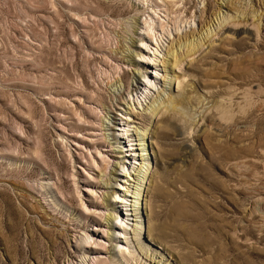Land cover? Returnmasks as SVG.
Returning <instances> with one entry per match:
<instances>
[{"label":"rangeland","instance_id":"1","mask_svg":"<svg viewBox=\"0 0 264 264\" xmlns=\"http://www.w3.org/2000/svg\"><path fill=\"white\" fill-rule=\"evenodd\" d=\"M132 5L138 10L127 12ZM146 21L156 33L162 23L173 31L154 66L136 55L151 51L141 39L156 45ZM210 32L219 33L205 44ZM186 37L203 47L169 86L165 61ZM122 49L135 63L117 57ZM133 68L134 86H150L141 100L119 81ZM140 72L148 76L141 84ZM169 94L184 101L185 121L164 109ZM154 105L164 112L153 115ZM115 122H130L135 142L150 127L147 146L135 149L144 155L133 159L136 173L119 168L134 196L138 169L151 164L147 204L127 221L142 264H264V0H0V264H123L109 250L116 241L102 221L111 210L98 198L113 191L104 180L120 185L112 177L122 155L111 147L129 140L114 139ZM152 179L161 197H150ZM179 204L190 216L178 215Z\"/></svg>","mask_w":264,"mask_h":264},{"label":"bare ground","instance_id":"2","mask_svg":"<svg viewBox=\"0 0 264 264\" xmlns=\"http://www.w3.org/2000/svg\"><path fill=\"white\" fill-rule=\"evenodd\" d=\"M158 6H160V5H158ZM133 7L134 8H132L131 10L128 9L127 12H132L134 9L138 10L136 8V5H134ZM165 9H168V8H165ZM156 10L157 9H154L152 11L153 12H156ZM152 19H155V18L153 17ZM137 20L139 21V18ZM229 20H230V17L229 16H224V18L220 22V24H221L220 26H223V25L226 26L227 23L229 22ZM154 22L155 21H152V23H154ZM136 23H138V22L136 21ZM148 23H149V21H146V24H148ZM156 23H154V24H156ZM147 26H148L147 29L149 31H152L153 32V34L151 33V35H149L148 37L150 38L151 44H153V41L155 42V44H156V45H154L155 48H153L149 44H146L145 43L146 41H144V39H141L142 44H144L148 48H150L151 51H148L147 55L143 54L142 52H138L136 55H137V57L140 56L141 58H144V59L148 58V60H146L147 61L146 63L148 65H151L152 64V66H154V65H158L157 64V61L160 58L159 53H161V54L163 53V51L161 49V46L164 45V42H162V40L167 41L165 38H169L173 34V31H172V29L170 31L169 28H166L167 25L165 26L163 23L160 25L161 28H162V30H163L161 33H156L155 32V26L154 25H152V24L149 23ZM179 27L177 26V29H179ZM148 30H146V31H148ZM136 32H137V29H136ZM210 33H211V36L210 37H209V33L205 36V38L207 39V40L205 39V41H206L205 44H207L210 41V39H212V37H214L219 32H216L215 34L212 33V32H210ZM135 42H137L136 39H134V45L137 44ZM161 43H162V45H161ZM186 47L188 48V51L186 52L185 55H183L182 54V50L184 48H186ZM202 47H203L202 41H198V39H195L194 37H193L192 40H189V38L186 37V40L185 39H184V41H181L180 40L179 47L178 48L173 47L170 50V52H169L170 58L167 59V61H165V64L167 65V67L169 69H171V71L173 72L172 75H171L170 81L168 82L169 83V86H171L173 78H174L173 81L177 82V81H179V78L181 77L180 75H178V74L175 73L176 67L181 66L182 63H183V61L187 57L193 56ZM140 48L143 49V46L140 45ZM122 50L119 51L116 54L117 57L119 59H122L124 61H127V62H129L131 64L135 63L134 62L135 61L134 54H132V55L130 54V57H129V55H127L125 53L126 50H123V51ZM151 53H153L154 56H152ZM119 54H121V55H119ZM133 57H134V59H133ZM140 61H145V60H140ZM146 70H148V68ZM136 71H137V69H134V68H133V71L132 72H130L129 69L128 70H125L124 69L123 74L120 75L121 76V79L119 81L124 85L126 91H128L129 94H131L133 100H134L135 96L138 99L141 100V96L148 97L149 93H151L149 91L150 90L149 89L150 86H147L146 84L134 86V84L132 83V78L135 77ZM138 71H139V69H138ZM156 73H158V72H156ZM139 76H140V80H139L140 81V84H141V78L142 77H145V79H148V76H146L145 74H143L141 72L139 73ZM155 78H157V76H155ZM150 82L152 83V85L155 86V83H154L155 81H151L150 80ZM138 84H139V82H138ZM57 85H60V87H64V88L65 87H69L68 82H66L62 78L58 79ZM83 85L85 86V88L90 87V84L88 83L87 79H85V78H83ZM141 86L144 87V90L142 92H140L142 90ZM111 97L115 98V94L112 93L111 94ZM122 99H123V92H121L120 97H119V100L120 101ZM97 102H99V104H101V106H103L104 108H110V110L112 109V111L114 110L113 109L114 108L113 107V104H111V101H109V97H107L106 95L98 94L97 95ZM165 103H167V104H166V107L164 109H166V111L172 112V117L177 118L179 121H185L186 120L185 112L182 114V112H183V111H181L182 109L180 110V108H178L180 105H182L184 103L183 100H179L176 96H174V95L172 96L171 94H169L168 95V100ZM161 104H160V106H161ZM216 105L219 106V102L213 100V106H216ZM164 109L161 108V107L159 108V106L153 107V109H152L153 110V113H154L153 115H155V116L160 115L161 113L164 112ZM222 109H221V107L219 108V112L221 114V117L223 119H226V120L229 119L230 118V114L227 111L228 109L227 110L225 108H224V110H222ZM129 111L132 112V110H129ZM127 114H130V113H127ZM153 115L146 114L144 117L146 119H151L153 117ZM114 118H116V117H114ZM122 119H124V118H122ZM129 123L130 122L124 123V124H119V123L115 122V125H111V127H110V129L118 130V132H119L118 136H116L117 135V132H112V134H114V139L116 141L119 142V140H121V138H123L124 136H126L128 138V140H129L128 141L129 144H126L125 145L126 147H122V148L121 147L120 148H115V146H112L111 147L113 149L112 151L113 152H116V154H115L116 157H121V155H122V161L116 163V170H114V174H115L116 177L115 178L112 177V179H115V180L119 181L120 182V185H118V186L116 185L115 186L114 184H112L111 177L109 176L110 178L104 180L103 185L105 187H111V188H113V191L112 192H106V195L100 196L98 198H102L101 204L105 205L106 207H110V210H111V211H109V213L107 212V215L105 214L106 215V217H105L106 222L102 221V224L103 223H106L107 224V227L109 228L108 231H110L109 232L110 239L113 240V241H116V244H113L114 246L111 245V246H113L112 248L110 246V248H109L110 252L114 251L113 255H114L115 258L118 257L117 260L119 261V263H123V264H142L143 258L141 257V255H139V252L137 251V248H135L134 246L132 247L129 244V242H131V240H130V237L131 236L129 235V231H128V225L129 224H128L127 221L130 218V216L136 215L138 213L137 212L138 209H139V205L138 204H142V209L147 204L146 201H148V199L145 198V191L147 189H145L144 184H145V181H147V178L149 177V176L147 177V174H148V172H147L148 165H151V164H149V162H150L149 161L146 166L145 165L144 166H141V168L138 169V174H137L138 177H136V178L138 179V185L139 186H138V188L136 189L135 192L132 191L134 193V196H132V194H130V193H127L128 191H130V188L131 187L128 188L126 186V189L127 190H125L126 192L124 191V189H125L124 184L126 182H128L127 181L128 179L127 180L125 179L127 177V173L126 172H124V173L121 172V169H119V168L123 166L124 168L127 169V172H129L130 175H133V174L136 173V171H133L135 169V163L133 162V159L134 160H138L137 159V156H141L143 154L137 153L136 152L137 150H135V149H139V147L137 148V145L138 146H142V148H143V146H145V147L147 146V141L146 140H147V138H149L150 127H147L146 129H142L141 128L142 130L138 131V136H139L138 142H137V139H136V142H135L134 141L135 139H133V133L131 134V131H130L131 129L129 127L130 126ZM145 124L147 125L148 123L145 122ZM117 125H119V127ZM77 127H80V126H77ZM182 127L185 128L184 126H182ZM158 129H159V126L155 128V130H154V136H155V133H156V131ZM120 135H122L123 137H121ZM106 141L108 142L109 139L106 138ZM135 145H136V148H135ZM124 151H130V152L129 153H125ZM99 153H101V152H99ZM100 155H102V154H100ZM128 163H130V164H128ZM148 170H150V169H148ZM154 177H153V179L155 180ZM118 179H120V180H118ZM153 179H152V183H153ZM152 186H153L152 187L153 189L151 188L152 191L150 190L148 192V193H150V197L151 198L161 197L163 195V193H165V189H164V186L162 184H160V183H155L154 184L153 183ZM93 192L96 193V191H94V190H93ZM129 196L130 197H134V200L129 199ZM153 200L151 199L150 200V203ZM117 204H121L124 207L125 212H123L121 210V207L119 205H117ZM179 205H181V204H179ZM154 207H155L154 204H152V211H151L152 216L155 213ZM175 209L177 210V213H178V215L180 217L184 216V217L187 218L188 216H190L189 213H188V211L184 209L183 205L177 206V207H175ZM139 213H141V212L139 211ZM115 221H117V222H115ZM140 224H141L140 225V229L139 230L137 229L136 235L139 238L140 237L142 238L143 235H144V232H145V225H143V223H140ZM94 230L100 231L101 228H94ZM148 231H149L148 233L150 234V236H152L153 235V232H152L151 227L148 228ZM91 236H92L91 234L89 235L88 233H86L84 237H81L80 241H82L83 243L86 244L84 246V248L89 247V244L88 243L91 242ZM191 236L193 237L194 235H191ZM139 244H142V243L140 242ZM140 246L142 247V245H140ZM91 247H93V246L91 245ZM86 260H87V255L85 254L83 256L82 263H83V261H86ZM114 264H117L116 261H115Z\"/></svg>","mask_w":264,"mask_h":264}]
</instances>
